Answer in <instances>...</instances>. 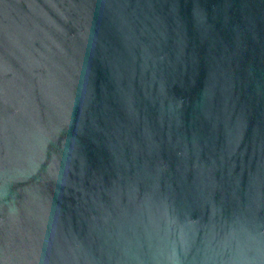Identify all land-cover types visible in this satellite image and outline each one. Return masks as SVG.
<instances>
[{
  "label": "water",
  "instance_id": "95a60500",
  "mask_svg": "<svg viewBox=\"0 0 264 264\" xmlns=\"http://www.w3.org/2000/svg\"><path fill=\"white\" fill-rule=\"evenodd\" d=\"M0 264H264V0H0Z\"/></svg>",
  "mask_w": 264,
  "mask_h": 264
}]
</instances>
